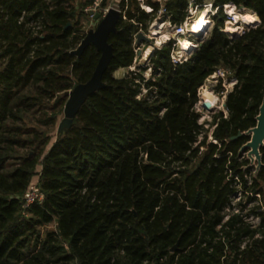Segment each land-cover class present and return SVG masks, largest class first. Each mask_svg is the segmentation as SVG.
Wrapping results in <instances>:
<instances>
[{
  "label": "trees",
  "instance_id": "1",
  "mask_svg": "<svg viewBox=\"0 0 264 264\" xmlns=\"http://www.w3.org/2000/svg\"><path fill=\"white\" fill-rule=\"evenodd\" d=\"M203 1L164 6L182 24ZM86 4L0 0V264H264V144L258 167L241 153L264 96V0H211L212 26L188 61L173 64L169 42L134 70L133 35L161 4L145 0L147 13L121 0L104 86L54 134L68 91L100 58L92 44L73 53ZM227 4L256 22L230 37ZM218 68L236 84L208 129L195 106ZM34 178L43 200L25 210Z\"/></svg>",
  "mask_w": 264,
  "mask_h": 264
},
{
  "label": "built area",
  "instance_id": "2",
  "mask_svg": "<svg viewBox=\"0 0 264 264\" xmlns=\"http://www.w3.org/2000/svg\"><path fill=\"white\" fill-rule=\"evenodd\" d=\"M140 3V7L142 10H144L145 12L149 13L152 11L151 7L148 5H143L145 3V0H137ZM155 2H159L160 5V9L157 12V15L155 17V19L153 20V22H151L147 28L146 31H141L139 30L137 33H135L133 35L134 37V52H135V60L136 57L138 56V53H140L139 56L142 55L141 58L144 59V62H149V57L151 56V53L156 50V49H160L163 45H166L169 42H173L172 43V48L170 50L169 53V57H170V61L173 64H180L183 62L188 61V59L191 56V53L193 50H195L198 45L200 40L203 38V34H206V30L209 28V25L212 23L211 22V17L214 15V11H208L207 9V5H209V8L211 9V0H209V4H205L204 3V10L206 12V16L208 19V22H206V25L204 27V30L202 31L201 35H194L190 32V27L192 25V23L195 20L196 14L198 13H193L194 10L190 11V15H191V21L188 20V18H186V20L184 21V23L182 24H174L171 22L170 17L165 9L164 6V2L165 0H152ZM193 1V0H191ZM205 1V0H204ZM109 9H115L119 12V14L121 15V10L119 8L118 4H110V5H105V0H89V5L88 7L85 9L86 13L93 19L94 14H99L100 18H103ZM201 12V11H200ZM223 12L225 15H236L235 12L237 13H243V15L246 13L243 9H236L233 5L231 4H227L223 6ZM91 13V14H89ZM239 14V16H241ZM190 21V25H187V22ZM256 22V21H255ZM255 22L251 23V24H245L243 23L241 26L238 27H234L235 32L231 33L229 31H227V28H224V26L226 27L227 24L232 25V22L226 20L224 22V26L223 28H220L221 31L227 33L230 37H234L232 36V34L239 35L241 34L247 26H250L252 24H254ZM165 28V30H167V34L164 36V38L162 40H158L157 36L159 35V30H161L162 28ZM142 32L147 38L150 39L151 44L150 45H146L145 43L141 42L140 44H136V35ZM183 39H187L191 42L192 45H190L188 48H182L181 45V41ZM151 46V51L149 54L143 55L147 48L144 49V47H148ZM143 52V54H142ZM138 56V57H139ZM134 60V62H135ZM135 65H133L132 67H130V70H134L135 69ZM147 70L149 71L148 74H145L144 78L145 80H148L151 77V69L150 67L147 68ZM127 71V70H126ZM228 75L227 70L223 69V68H218L210 77L214 80H217L216 82H218V84L221 85L222 80H226V76ZM228 80V78H227ZM236 84V79L234 77H230V79L228 80V85H230V90L233 88V86ZM230 90H227L225 88V90L223 92H221L220 94H223V96L226 95V93ZM146 92V90L142 87L141 88V94H144ZM199 108H202V103L201 101H199L197 103V105L195 106V110H199ZM198 112V111H197ZM200 122H202V119H200ZM241 196V193L237 194V197L235 198V200H239ZM258 197V196H257ZM43 200V194L40 191L38 184H34V185H30V187L26 190L24 196H23V208L26 210L31 204L33 203H38L40 204ZM262 209L264 210V204H262ZM245 221L248 222L249 224H251L253 227L256 226L259 222V218L257 216L254 215H245L244 217Z\"/></svg>",
  "mask_w": 264,
  "mask_h": 264
},
{
  "label": "water",
  "instance_id": "3",
  "mask_svg": "<svg viewBox=\"0 0 264 264\" xmlns=\"http://www.w3.org/2000/svg\"><path fill=\"white\" fill-rule=\"evenodd\" d=\"M119 18L120 14L115 9H109L103 18H100L99 14H94L93 20L97 22L95 29L88 31L81 41L79 47L73 52L74 54L79 55L89 44H92L100 52V58L90 79L83 84L75 86L67 93L66 115L58 123V134L63 132V130L68 129L72 125L73 118L77 110L84 103L86 98L104 86L102 76L109 67L110 60L113 56L112 46L108 43V38L110 34L116 33V24ZM232 36H235V34H232ZM141 42L145 43L146 45L151 44L150 39L147 38L142 32H139L136 35V44H140ZM139 55L140 53H138V56ZM223 107H225V103H223ZM202 108L210 111L212 106L209 103L203 102ZM256 120V126L247 131L245 135L250 136V131L253 133V130L256 127L257 132H255L253 135L251 134L250 141L241 149L242 154H244L249 149H251L252 152L257 151V153H259V148L264 144V96ZM239 136H241V133L231 137V139H235ZM258 156V162L260 164V155Z\"/></svg>",
  "mask_w": 264,
  "mask_h": 264
},
{
  "label": "rangeland",
  "instance_id": "4",
  "mask_svg": "<svg viewBox=\"0 0 264 264\" xmlns=\"http://www.w3.org/2000/svg\"><path fill=\"white\" fill-rule=\"evenodd\" d=\"M118 0H105V5H112V4H118L119 2H117ZM87 2V4L85 5V7H84V9H83V15H82V17H81V22H82V31H83V33H84V35H86L87 33H88V31L89 30H94L95 29V27H96V25H97V22L96 21H94L87 13H86V11H85V9L88 7V5H89V0H76V4H80V3H86ZM115 2V3H114ZM205 4H209V0H205V1H203ZM143 5H145L146 6V4L144 3ZM208 7H207V9H208V11H211V12H213L210 8H209V5H207ZM198 12V13H197ZM193 13H197L196 14V17H195V20H194V23H192V17H191V15H190V13H189V16L187 17L188 18V20H190L191 21V23H192V25H191V27L192 26H194L195 24H197L198 23V21L201 19V18H203V16H206V12L205 11H201V12H199V10H194L193 11ZM244 13V12H243ZM243 13H237V12H235V14L236 15H226L227 16V20L228 21H230V22H232V25H230V24H227L226 25V27L224 26V28H227V31H229V32H235V29H234V27H238V26H241L243 23H244V20H243V18H246L245 16H247V15H251V13H249V12H246L244 15H243ZM239 14L241 15V16H239ZM246 19H248V18H246ZM190 21L189 22H187V25L189 26L191 23H190ZM250 20L248 19V22H249ZM243 22V23H242ZM212 26V23L209 25V28ZM208 28V29H209ZM159 32V35L157 36V39L158 40H162L163 38H164V36L168 33L167 32V30H165V28L163 27L161 30H159L158 31ZM201 34H202V32H201ZM200 34V35H201ZM198 35V34H197ZM203 37H206V34H203ZM185 44H188L190 41L189 40H187V39H183L182 40ZM182 45V44H181ZM147 47H144V49H146ZM183 48V47H182ZM142 54H143V52H142ZM142 57V55L141 56H137L136 57V60H135V62H134V65L136 66V67H139V66H144V65H146V63L147 62H144V59L143 58H141ZM125 72H126V70L125 69H121V70H117L116 72H114V76L116 77V78H120V77H122L124 74H125ZM149 73V71L148 70H146L145 71V73H144V76H145V74H148ZM227 78H228V80L230 79V76L229 75H227L226 76V80H222V82H221V89L222 90H220V89H218V86H219V84H218V82H216L217 80H214V79H212L211 77H209L207 80H206V82L204 83V85L202 86V88L199 90V92H198V98H199V101H201V97H200V95H201V93H203V91H207V92H209V94L211 95V97L214 99V101H215V105H214V107H212V109L210 110V111H207V110H205V109H201V108H199V110H197L198 111V113L201 115V119H202V122L203 123H205V125H206V128H210V126H209V123L208 122H210V120H211V117H212V115L213 114H215V113H217V112H223L224 114L226 113V111H225V107H223V103L225 102V96H223V94H220L221 92H223L224 90H225V88L227 89V90H230V85H228V80H227ZM71 91V90H70ZM69 92V91H68ZM66 102H67V100H66ZM66 102H65V104H64V106H63V109H62V111H61V113L59 114V116H58V121H57V126H58V123H59V121L63 118V117H65V115H66ZM57 126H56V128H54V131H53V133L54 134H56V130H57ZM250 136H251V134H252V132L250 131ZM251 138V137H250ZM245 154V157L246 158H248L249 159V165L250 166H252V167H258L259 166V162H258V155H260L259 153H257V151H255V152H252V150H248L247 152H245L244 153ZM255 155V156H254ZM254 156V157H253ZM34 184H38V182H37V179L36 178H34L33 179V182H32V184L31 185H34ZM49 228H54V225H51Z\"/></svg>",
  "mask_w": 264,
  "mask_h": 264
},
{
  "label": "bare ground",
  "instance_id": "5",
  "mask_svg": "<svg viewBox=\"0 0 264 264\" xmlns=\"http://www.w3.org/2000/svg\"><path fill=\"white\" fill-rule=\"evenodd\" d=\"M244 20V23L245 24H251L253 23L254 21L253 20H250L248 22V19L246 18H243ZM206 22H208V19H207V16H203V18H201L197 24H195L194 26L190 27V32L194 35H200L201 32L204 30V27L206 25ZM194 23V22H193ZM233 33V31L231 32ZM181 44H182V47L185 49V48H188L191 44V42H189L188 44H185L183 41H181ZM151 51V46H148L147 47V50L146 52L143 54V55H146V54H149ZM201 97V103L205 102V103H209L212 107H214L215 105V101L214 99L211 97V95L209 94V92L207 91H203V93H201L200 95ZM257 132V127L253 130V133L252 135ZM250 144V143H249ZM251 150V149H250ZM255 156V155H254ZM253 156V157H254Z\"/></svg>",
  "mask_w": 264,
  "mask_h": 264
},
{
  "label": "crops",
  "instance_id": "6",
  "mask_svg": "<svg viewBox=\"0 0 264 264\" xmlns=\"http://www.w3.org/2000/svg\"><path fill=\"white\" fill-rule=\"evenodd\" d=\"M121 0H118L117 2H120ZM115 3V2H114ZM119 4V3H118Z\"/></svg>",
  "mask_w": 264,
  "mask_h": 264
}]
</instances>
